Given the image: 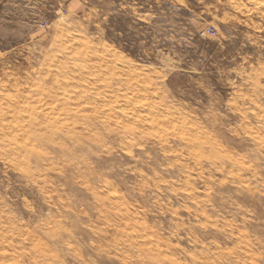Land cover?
I'll return each instance as SVG.
<instances>
[{
    "label": "rangeland",
    "instance_id": "rangeland-1",
    "mask_svg": "<svg viewBox=\"0 0 264 264\" xmlns=\"http://www.w3.org/2000/svg\"><path fill=\"white\" fill-rule=\"evenodd\" d=\"M0 264H264V0H0Z\"/></svg>",
    "mask_w": 264,
    "mask_h": 264
}]
</instances>
